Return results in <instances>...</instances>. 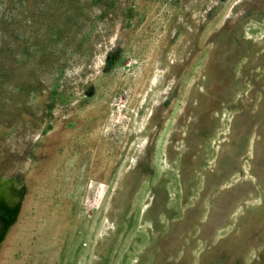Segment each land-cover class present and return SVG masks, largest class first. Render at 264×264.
Instances as JSON below:
<instances>
[{
  "label": "rangeland",
  "instance_id": "1",
  "mask_svg": "<svg viewBox=\"0 0 264 264\" xmlns=\"http://www.w3.org/2000/svg\"><path fill=\"white\" fill-rule=\"evenodd\" d=\"M0 264H264V0H0Z\"/></svg>",
  "mask_w": 264,
  "mask_h": 264
}]
</instances>
